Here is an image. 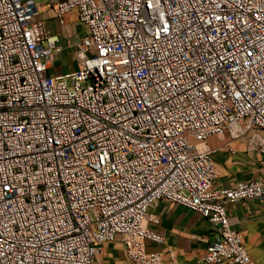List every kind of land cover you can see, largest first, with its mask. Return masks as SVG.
Returning a JSON list of instances; mask_svg holds the SVG:
<instances>
[{
	"label": "built area",
	"instance_id": "obj_1",
	"mask_svg": "<svg viewBox=\"0 0 264 264\" xmlns=\"http://www.w3.org/2000/svg\"><path fill=\"white\" fill-rule=\"evenodd\" d=\"M85 33L51 73L57 34L36 0H0V264H189L149 243L151 207L185 205L215 228L192 264H255L228 205L264 201V174L214 183L212 136L264 154V0H59ZM229 149L231 147L229 146ZM101 264H117L115 261Z\"/></svg>",
	"mask_w": 264,
	"mask_h": 264
},
{
	"label": "crops",
	"instance_id": "obj_2",
	"mask_svg": "<svg viewBox=\"0 0 264 264\" xmlns=\"http://www.w3.org/2000/svg\"><path fill=\"white\" fill-rule=\"evenodd\" d=\"M36 1L39 10L36 19L41 20L51 33L57 34L61 46L49 72L64 73L75 69L77 66L72 60L76 58L77 43L85 33L81 34L78 30L81 22L77 11L71 10L58 17L53 4L59 0ZM249 134L250 132L232 139L225 132L222 136L209 138V144L216 148L213 155L216 185L229 186L236 181L251 180L264 174V154L249 148ZM151 210L158 216V222H149L148 226L164 236V243L148 245L152 249L161 250L166 261L171 260L167 251L171 248L176 260L192 264L204 254L207 244L214 238L215 228L211 222L185 205L161 199ZM227 212L230 226L242 232L247 253L255 264H264V201L259 198L234 201L228 205ZM118 245L120 254L117 257L123 260V246L120 242ZM214 264L239 263L222 260Z\"/></svg>",
	"mask_w": 264,
	"mask_h": 264
},
{
	"label": "rangeland",
	"instance_id": "obj_3",
	"mask_svg": "<svg viewBox=\"0 0 264 264\" xmlns=\"http://www.w3.org/2000/svg\"><path fill=\"white\" fill-rule=\"evenodd\" d=\"M78 30L83 34L85 32V27L83 26L82 23L78 24ZM73 64L77 66V59L74 58L72 60ZM119 241H108V242H103L100 244V253L96 257V264H101L105 263L106 261L108 262H113L115 261L117 264L121 263V260L119 257H117L120 254V247H119Z\"/></svg>",
	"mask_w": 264,
	"mask_h": 264
}]
</instances>
